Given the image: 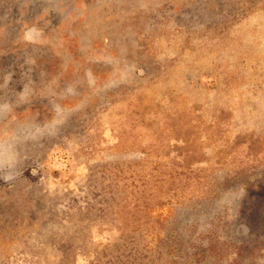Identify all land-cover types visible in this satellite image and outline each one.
<instances>
[{
	"label": "rangeland",
	"instance_id": "obj_1",
	"mask_svg": "<svg viewBox=\"0 0 264 264\" xmlns=\"http://www.w3.org/2000/svg\"><path fill=\"white\" fill-rule=\"evenodd\" d=\"M0 264H264V0H0Z\"/></svg>",
	"mask_w": 264,
	"mask_h": 264
}]
</instances>
